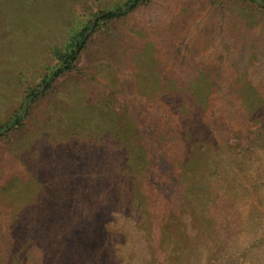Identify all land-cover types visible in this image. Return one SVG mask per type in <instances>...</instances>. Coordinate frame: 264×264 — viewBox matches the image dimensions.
<instances>
[{
    "label": "rangeland",
    "instance_id": "374dc122",
    "mask_svg": "<svg viewBox=\"0 0 264 264\" xmlns=\"http://www.w3.org/2000/svg\"><path fill=\"white\" fill-rule=\"evenodd\" d=\"M127 1L0 0V264H264V0H146L27 102Z\"/></svg>",
    "mask_w": 264,
    "mask_h": 264
},
{
    "label": "trees",
    "instance_id": "16d2710c",
    "mask_svg": "<svg viewBox=\"0 0 264 264\" xmlns=\"http://www.w3.org/2000/svg\"><path fill=\"white\" fill-rule=\"evenodd\" d=\"M145 1L146 0H128L125 5H130V7L123 12H119L121 10V7H117L115 9V12L111 10L100 11L99 14L102 13V16L95 18L94 21L93 20L88 21V23L83 27L82 30L75 31L74 33H72V35H70L68 41L66 42L63 51H57V49L54 50V54L59 59L60 65L57 66L54 70H52V72L47 76V79H44L43 83L46 84V86L43 90L39 91L38 88H33L29 91L27 95V102L30 99L35 100L36 98H38L39 94H41L45 89L49 88L50 81L53 78L57 77L64 71L71 70L73 66V61H75L77 55L79 54L80 50L83 48L85 44L86 38L89 36L88 31L95 30L96 28H99L102 25H107L111 20L126 14L127 12L135 8L138 4ZM258 4L259 6L264 7L263 4L260 3ZM26 115H27V109L25 104L12 115V117L5 124V126L0 128V133L3 130H6L7 128H8L7 130H12L17 126H21L23 118H25Z\"/></svg>",
    "mask_w": 264,
    "mask_h": 264
},
{
    "label": "water",
    "instance_id": "95a60500",
    "mask_svg": "<svg viewBox=\"0 0 264 264\" xmlns=\"http://www.w3.org/2000/svg\"><path fill=\"white\" fill-rule=\"evenodd\" d=\"M129 7H130V5H126V6H124L123 8H121V10H120L119 12H123V11H125L127 8H129ZM111 11L115 12V10H111ZM100 16H102V13H100L99 15H97L96 18H98V17H100ZM93 21H94V19H93ZM92 24H93V22H92Z\"/></svg>",
    "mask_w": 264,
    "mask_h": 264
}]
</instances>
